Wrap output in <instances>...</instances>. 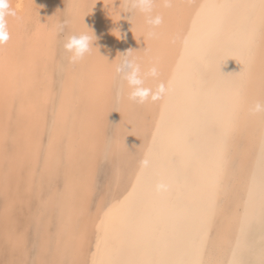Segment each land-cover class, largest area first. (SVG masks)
<instances>
[{
  "label": "snow or ice",
  "instance_id": "1",
  "mask_svg": "<svg viewBox=\"0 0 264 264\" xmlns=\"http://www.w3.org/2000/svg\"><path fill=\"white\" fill-rule=\"evenodd\" d=\"M193 7L191 29L179 37L183 51L161 100L160 123L139 168L130 179L119 168L103 183L99 170L91 178L88 191L93 200L99 198L102 219L95 250L88 249L90 264H264V119L252 137L250 163L234 142L237 93L258 50L264 62V0ZM222 41L244 68L224 88L212 90L214 104H202L206 76L200 64ZM189 61L191 70L181 78ZM2 104L0 197L9 259L0 264H88L83 259L87 228L80 217L90 214L92 201L85 197L74 216L64 198L72 148L61 137L58 114L54 111L34 142L28 137L20 150L7 126L13 107L7 83ZM177 152L187 158L186 168H177ZM161 175L171 189L189 194L179 211L168 197L152 191ZM17 210L22 226L10 216Z\"/></svg>",
  "mask_w": 264,
  "mask_h": 264
},
{
  "label": "bare ground",
  "instance_id": "2",
  "mask_svg": "<svg viewBox=\"0 0 264 264\" xmlns=\"http://www.w3.org/2000/svg\"><path fill=\"white\" fill-rule=\"evenodd\" d=\"M125 2L11 0L17 17L8 18L12 39L0 49V154L5 126L2 98L7 83L13 101L7 126L18 149H24L28 137L34 142L53 112L58 114L61 137L72 148L69 187L64 198L69 201L74 216L80 212L85 197L92 201L90 214L80 217V223L87 228L83 259L88 263L91 260L88 249H91L102 219V213L96 207L99 198L93 200L88 191L91 178L99 168H103L100 166L104 163L108 165L109 173L119 168L126 178H131L152 144V134L160 123L163 103L157 101L144 106H131L118 102L119 82L113 76L111 63L117 57L133 51L144 58L146 65L156 62L160 79L167 83L176 71L183 51L179 37L191 29L197 11L193 6L225 0H172L173 6L170 8H164L163 0H157L161 7L156 11L163 15L164 23L151 39H144L141 29L132 27L131 13L122 12ZM61 18L73 20L77 27L92 31L97 38L94 53L75 66H70L64 58L65 33L54 34L52 30V26ZM190 63L192 61L181 69V78L191 70ZM243 68L244 65L229 54L226 42L222 41L213 55L200 64V71L206 76L205 96L200 103L214 104L212 90L224 88L237 78V73ZM262 76L264 62L258 50L250 75L241 90L244 102L238 104L236 100L234 142L237 153L241 149L248 153L246 163L253 159L252 137L260 121L259 118L249 117L247 109L264 96ZM174 111V108L170 109V112ZM175 163L178 169L188 166L187 158L179 152L175 154ZM102 191L106 193L107 188L103 187ZM188 195L179 187H173L163 196L175 203L179 211L181 202ZM0 200V261H6L9 253L5 251L3 243L4 201L2 197ZM10 216L23 225L18 210L10 213Z\"/></svg>",
  "mask_w": 264,
  "mask_h": 264
},
{
  "label": "clouds",
  "instance_id": "3",
  "mask_svg": "<svg viewBox=\"0 0 264 264\" xmlns=\"http://www.w3.org/2000/svg\"><path fill=\"white\" fill-rule=\"evenodd\" d=\"M164 8L172 7V0H163ZM161 7L157 0H126L122 12L131 13L132 27L141 29L144 39H151L157 35L158 29L164 23L162 14L156 11ZM17 17V11L11 0H0V49H3L12 39L8 18ZM54 34L65 33L63 50L65 59L70 66L82 63L91 56L95 49L96 36L92 31L80 29L69 18H61L52 26ZM120 35V33H119ZM113 76L119 82L117 92L118 102H125L131 106H144L161 101L169 92V83L160 79L161 73L156 62L146 65L139 54L129 51L111 63ZM238 104L244 102L242 91L237 93ZM251 118L264 119V96L257 99L247 109ZM171 185L166 176H159L153 185L157 195L170 192Z\"/></svg>",
  "mask_w": 264,
  "mask_h": 264
},
{
  "label": "rangeland",
  "instance_id": "4",
  "mask_svg": "<svg viewBox=\"0 0 264 264\" xmlns=\"http://www.w3.org/2000/svg\"><path fill=\"white\" fill-rule=\"evenodd\" d=\"M128 15H130V13L128 14ZM102 169H100L99 168V172H100V174H101V177H102V181H103V177L106 175V174H108L109 173V169H108V165L107 164H102L101 166H100ZM104 169H106V170H104ZM108 171V172H107ZM105 174V175H104ZM103 183V182H102ZM1 198V197H0ZM1 201V200H0ZM99 235V232L97 231V235H96V237L94 238V240H93V244H92V246H91V250L92 251H94V249H95V240H96V238H97V236ZM88 264H90V262L88 263Z\"/></svg>",
  "mask_w": 264,
  "mask_h": 264
}]
</instances>
